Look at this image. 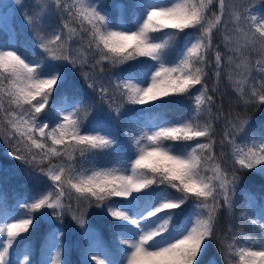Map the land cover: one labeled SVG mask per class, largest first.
Returning <instances> with one entry per match:
<instances>
[{
	"label": "snow or ice",
	"instance_id": "1",
	"mask_svg": "<svg viewBox=\"0 0 264 264\" xmlns=\"http://www.w3.org/2000/svg\"><path fill=\"white\" fill-rule=\"evenodd\" d=\"M15 3L24 8V0ZM118 7L130 22L115 23L101 0H33L24 13L32 42L0 41V142L43 185L11 206L0 187V264H31L27 250L23 261L13 253L30 243L24 234L34 230L37 213L61 224L70 215L84 229V264H201L213 243L225 264H264V198L245 190L241 218L259 228L258 237L231 225L218 231L221 214H234L242 177L264 176V126L257 131L247 115L264 110V16L238 0H133L130 10ZM52 14L58 27L47 23ZM217 33L226 57L214 44ZM105 64L128 69L105 83L96 75ZM70 69L107 104L109 120L126 124L131 150L109 120L85 127L94 105L86 95L61 91ZM222 70L244 115L213 111L210 91H218ZM169 97L191 101L186 117L165 118L170 105H183ZM126 105L147 106L135 109L147 119L128 120ZM93 207L117 222L115 250L87 225ZM64 235L50 231L54 255L42 264H68Z\"/></svg>",
	"mask_w": 264,
	"mask_h": 264
},
{
	"label": "trees",
	"instance_id": "2",
	"mask_svg": "<svg viewBox=\"0 0 264 264\" xmlns=\"http://www.w3.org/2000/svg\"><path fill=\"white\" fill-rule=\"evenodd\" d=\"M252 1H258L261 4V0ZM101 3H103V5L105 6L106 11L111 13L113 21L115 23H118L119 16H121L118 6H122L124 9L130 10L133 0H101ZM262 8L264 9V5H262ZM51 16H53L55 21L60 24L59 19L54 14H52ZM125 18L126 23L130 22V17ZM0 28H2L1 23ZM13 28L14 30H16L15 36L18 38L19 44L21 46H23L26 42L29 44L32 42L33 36L29 31L22 28L20 29L17 24L16 26H13ZM8 38L9 35L4 30L0 31V41H5ZM222 40L223 35L221 33H217L214 35V44H221L220 51L226 57L228 53L223 48V45L221 43ZM180 43H182V41H178V44ZM175 52L176 49H173V56H175ZM38 58L39 56H30V59ZM210 58H212L214 61V57ZM104 67V72L101 74L97 71L96 75L98 77H101L103 82L105 83H108L111 78H114L115 74L123 73L126 69H128V65H122L119 68L115 69L111 68L107 64H105ZM228 67L229 66L225 63L224 68L227 69ZM208 86L210 90L212 87L216 86L215 77L214 81L212 80V76L209 77ZM61 91L67 93L69 96H72L74 93L86 95L88 99H86L85 102H91L94 105L92 109L93 117L89 118L87 121L90 123V125L95 120H97V118L102 121L109 120L107 104L103 103L98 98V93L93 92L91 89L87 88V82L84 80L80 71L70 69L68 74V82ZM210 94L216 98V106L213 109L214 112H219V110L222 108L225 115H227L228 113H231L232 115H244L243 106L238 102V97L232 90L227 77L224 81L219 82L218 91L215 93H212L210 91ZM167 99L183 100V105H170L164 113L165 118L175 121L177 119H180L181 117H186L188 115V106L191 104V101L184 99L183 97H169ZM139 108V106H133V108H130L128 105H126L123 110V114L128 120H136L137 118L147 119L148 114L145 113L143 114V116H141V113L135 111V109ZM247 115L251 119L252 127L257 131H259L262 126H264V110L249 109ZM109 124L113 129V134H116L117 138L121 139L122 146L130 150V141L124 138V129L127 130L126 124L123 121L117 119L109 120ZM222 128L223 119H221L220 124L217 126L218 141L220 135L222 134ZM224 151L225 153H229L230 148L226 146L224 148ZM217 152H219V144H217ZM107 162L108 161L106 159H101V163ZM226 166H229L228 161H226ZM0 187H2L7 194V202L9 206L14 205L18 200H23L27 197H31L32 195L39 193L43 189V185L36 179L30 177L27 171L24 170V167L18 161L13 159V157L9 154V149L2 142H0ZM245 190L258 198H264V176L256 175L253 171L246 173L242 177L241 183L237 188L236 208L233 216L230 218L227 213L221 214L218 227V231L221 235H223L227 231L229 225H231L234 232L242 231L244 233H248L257 237L260 235V231L257 226H254L248 220L241 218V212L245 211ZM190 206L191 203L186 206V209L189 210ZM35 215L37 217L36 222H38V227L36 228H38L39 231H37V229H34L29 234L24 235L27 236L28 240L30 241L29 244L32 245L31 252L33 258L38 261L47 248V239L51 227L49 225L46 226V224L41 221L39 213ZM86 219L101 230L105 244L115 250L114 248L118 246L119 235L113 232L112 225L115 224L116 221H114L110 216H107L103 209H98L95 207L87 210ZM83 235L84 232L83 234H80V236ZM80 243L81 244H78L79 247H77V249H74V247H70L67 241L63 239L64 256L66 259L65 261H67L68 264H84L85 252L88 248L89 240L87 238L83 239L81 237ZM210 256L215 257L221 264H225L220 248L215 243L210 245L208 251L201 258V261H203L204 259H208Z\"/></svg>",
	"mask_w": 264,
	"mask_h": 264
},
{
	"label": "rangeland",
	"instance_id": "3",
	"mask_svg": "<svg viewBox=\"0 0 264 264\" xmlns=\"http://www.w3.org/2000/svg\"><path fill=\"white\" fill-rule=\"evenodd\" d=\"M249 1H251V0H238V2H241V3H249ZM254 4L256 5L254 11L257 14V16L258 17L259 16H264V10H262V7H260L261 5H258L256 3H254ZM258 6H259V8H258ZM32 7H33V0H24V8L23 9H21V7L19 5H16L15 0H0V21L2 22L3 27L5 28V31L7 33H9L11 36H14V34L16 33V30H14L13 26H16V24H17L20 29L21 28L22 29H26L27 31H29L32 34L31 30L29 29V27L26 25V23L24 21V13H25V11H32ZM120 22H125V19L122 18L121 16H119L118 23H120ZM47 23L50 24L53 27H58L59 26L54 21V18L51 15L48 17ZM255 75H258V74L255 73ZM226 77H227L226 74H224V72L222 70V75L220 77L221 81H224L226 79ZM213 79H214V77H213ZM128 106L130 108H133L132 105H128ZM134 107H136V106H134ZM139 107H147V106H139ZM92 117H93L92 115L89 116V118H92ZM108 119H109V115H108ZM113 119H115V118H113ZM88 125H90V123L86 121L85 122V127H87ZM125 131H127V130L124 129V133H125ZM124 138L128 139L127 136H125ZM117 139L119 140L120 144L122 145L121 139H119V138H117ZM130 150H131V148H130ZM44 220H45V223H50L51 225H53V228H54L53 230H55L57 228L61 229L65 233L64 237H66L67 241L70 244H72V245L74 243L76 244V240H78L79 235L84 230V229L80 228L71 219L70 215H66L64 217V220H63L62 224L59 221H56V220H54L51 217H49L48 219H44V218L41 217V221H44ZM87 225L88 226L90 225L88 220H87ZM118 240H119V238H118ZM117 247H119V245ZM25 250H27V252H28V248L24 247L23 252H22L21 255H19V257L23 258ZM49 255H54V249L49 251V245H48L46 253H45V255H44L43 259H42V262L45 261ZM62 258H63V256H62ZM13 259L14 260L19 259L16 256L15 252L13 253ZM201 264H218V263L214 262V261H210L209 263H206L205 261H202Z\"/></svg>",
	"mask_w": 264,
	"mask_h": 264
},
{
	"label": "bare ground",
	"instance_id": "4",
	"mask_svg": "<svg viewBox=\"0 0 264 264\" xmlns=\"http://www.w3.org/2000/svg\"><path fill=\"white\" fill-rule=\"evenodd\" d=\"M257 4L259 5V2L257 1ZM258 8H259V6H258Z\"/></svg>",
	"mask_w": 264,
	"mask_h": 264
}]
</instances>
